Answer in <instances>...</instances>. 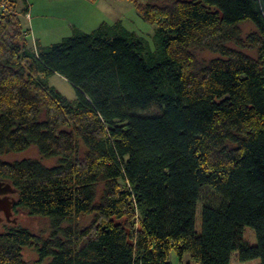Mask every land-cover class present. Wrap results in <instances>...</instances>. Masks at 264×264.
<instances>
[{"label": "trees", "instance_id": "16d2710c", "mask_svg": "<svg viewBox=\"0 0 264 264\" xmlns=\"http://www.w3.org/2000/svg\"><path fill=\"white\" fill-rule=\"evenodd\" d=\"M127 1L156 27L154 47L118 21L34 49L15 1L0 0V155L35 146L57 159L0 160L15 209L50 226L1 232L0 264H231L234 252L264 264L259 0ZM55 74L75 99L49 85Z\"/></svg>", "mask_w": 264, "mask_h": 264}, {"label": "rangeland", "instance_id": "374dc122", "mask_svg": "<svg viewBox=\"0 0 264 264\" xmlns=\"http://www.w3.org/2000/svg\"><path fill=\"white\" fill-rule=\"evenodd\" d=\"M15 10L18 12L19 17L24 23L25 29L28 32L30 46L36 48L37 42L42 45H50L60 42L64 37L70 36L74 29H79L84 32L91 33L97 29L101 23L107 22L109 25H114L120 22L121 25L137 34L143 36L154 47V34L155 26L146 21L138 12L133 3L127 0H28L29 10L27 14H22L21 11L25 8V0H14ZM32 28V29H31ZM244 32L254 29L251 23L243 25ZM196 54L200 59L209 60L217 54L209 50H196ZM49 85L57 88L62 94L69 99L76 98V90L72 84L62 75L55 74L48 78ZM157 109L151 108L147 114L156 113ZM39 159L48 166L57 163L56 158L46 159L43 158L37 147L31 146L26 151L20 153H5L0 155V160L7 162H14L23 159ZM5 181H8L5 179ZM9 182V181H8ZM207 194V193H206ZM205 194V195H206ZM13 197L18 199V193ZM198 207L197 228L201 229V204ZM3 218L0 221V233L12 227L24 226L32 230L36 234L49 232V220L47 218L31 216L29 213L18 207L14 211L12 218L16 220L8 221L4 213H1ZM93 219L92 215L84 216L81 219L80 225L82 227L88 226ZM244 238L250 244H256V237L254 229L246 227ZM24 258L27 261H37L38 254L34 247H27L23 250ZM188 257L192 264H198L193 261L189 255ZM50 259H47L44 264H47ZM179 258L175 253L171 255V262H177ZM260 259H253L250 261L242 262L238 258V252H234L231 264H260ZM182 264V263H181Z\"/></svg>", "mask_w": 264, "mask_h": 264}, {"label": "water", "instance_id": "95a60500", "mask_svg": "<svg viewBox=\"0 0 264 264\" xmlns=\"http://www.w3.org/2000/svg\"><path fill=\"white\" fill-rule=\"evenodd\" d=\"M259 3L264 14V0H259ZM16 193H18V190L11 182L0 179V221L3 219L1 217L2 212L5 218L10 221L13 215V207L17 203V199L12 198V196Z\"/></svg>", "mask_w": 264, "mask_h": 264}, {"label": "crops", "instance_id": "0c3cea01", "mask_svg": "<svg viewBox=\"0 0 264 264\" xmlns=\"http://www.w3.org/2000/svg\"><path fill=\"white\" fill-rule=\"evenodd\" d=\"M181 263L182 264H192V262L189 260V258L185 257V256H184V258L182 260L179 259V261H177V262H174V263L171 262V264H181Z\"/></svg>", "mask_w": 264, "mask_h": 264}, {"label": "flooded vegetation", "instance_id": "af4514ba", "mask_svg": "<svg viewBox=\"0 0 264 264\" xmlns=\"http://www.w3.org/2000/svg\"><path fill=\"white\" fill-rule=\"evenodd\" d=\"M12 198H13V196H12ZM14 211H15V206L13 207V215H14ZM2 214H3V212H2ZM10 221H14L15 222L16 220L11 217Z\"/></svg>", "mask_w": 264, "mask_h": 264}]
</instances>
